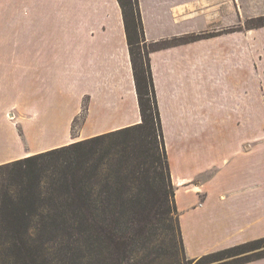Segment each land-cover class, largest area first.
I'll use <instances>...</instances> for the list:
<instances>
[{"label": "crops", "instance_id": "crops-1", "mask_svg": "<svg viewBox=\"0 0 264 264\" xmlns=\"http://www.w3.org/2000/svg\"><path fill=\"white\" fill-rule=\"evenodd\" d=\"M191 1L138 3L147 43L220 33L149 55L185 254L195 259L264 238V28L230 31L233 18ZM13 111L31 140L63 138L21 150ZM138 123L116 0H0V165ZM5 129L19 149L6 148Z\"/></svg>", "mask_w": 264, "mask_h": 264}, {"label": "trees", "instance_id": "trees-1", "mask_svg": "<svg viewBox=\"0 0 264 264\" xmlns=\"http://www.w3.org/2000/svg\"><path fill=\"white\" fill-rule=\"evenodd\" d=\"M116 1L140 123L0 165V264H247L263 259L264 238L186 257L163 141L150 53L220 33L147 43L138 0Z\"/></svg>", "mask_w": 264, "mask_h": 264}, {"label": "rangeland", "instance_id": "rangeland-1", "mask_svg": "<svg viewBox=\"0 0 264 264\" xmlns=\"http://www.w3.org/2000/svg\"><path fill=\"white\" fill-rule=\"evenodd\" d=\"M188 5L192 4L191 0H186ZM202 4L203 5V10L204 12L206 11V9H209L213 12V15H217V18H221L224 15L231 17L234 19V26L233 28H230L233 31H239V30H243V29H248V28H252L255 25L258 26L260 23L264 24V0H210V2L208 3L206 0H201L199 1H195V5L198 4ZM208 3V4H207ZM201 5H199L197 7V13L199 14L201 9ZM200 8V9H199ZM232 13V14H231ZM233 15V16H232ZM259 18H262L263 20L260 21ZM230 22V21H229ZM198 24V25H197ZM202 22H198L196 23V29H199L202 27ZM198 27V28H197ZM194 28V29H195ZM264 28V27H261ZM255 29H259V28H253L252 30ZM213 33V32H210ZM215 33V32H214ZM189 36V35H188ZM264 51V49H263ZM13 93V92H12ZM8 103L13 101V98H6L5 99ZM10 120L11 122H13L14 124H16V130L18 135H22L21 130L23 131L24 129L22 128V126H19V123H17V116H15L14 111L10 112ZM82 118H83V112L81 113L80 116H78L76 118L75 123L72 126V135H75V131H77L81 124H82ZM21 129V130H20ZM6 132L5 133V137L9 140H7V144L8 146L6 148H8L9 151H15L18 148L17 142H16V138L12 139V134H8V130L5 129ZM32 140L30 139L29 134L25 133L23 131V138L19 137L22 141V149L24 150V147H26V149H30L31 145H38V146H44L47 144H53L55 143L57 140L60 141L63 136L64 133L60 132L57 134V136L51 138V137H40L38 134H31ZM31 142V143H30ZM27 145H26V144ZM30 147V148H29Z\"/></svg>", "mask_w": 264, "mask_h": 264}]
</instances>
